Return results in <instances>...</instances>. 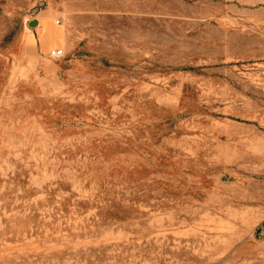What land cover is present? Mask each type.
<instances>
[{
	"label": "rangeland",
	"instance_id": "1",
	"mask_svg": "<svg viewBox=\"0 0 264 264\" xmlns=\"http://www.w3.org/2000/svg\"><path fill=\"white\" fill-rule=\"evenodd\" d=\"M0 264H264V0H0Z\"/></svg>",
	"mask_w": 264,
	"mask_h": 264
},
{
	"label": "built area",
	"instance_id": "2",
	"mask_svg": "<svg viewBox=\"0 0 264 264\" xmlns=\"http://www.w3.org/2000/svg\"><path fill=\"white\" fill-rule=\"evenodd\" d=\"M49 56L51 58H62L64 56V52L62 49H52L49 52Z\"/></svg>",
	"mask_w": 264,
	"mask_h": 264
}]
</instances>
